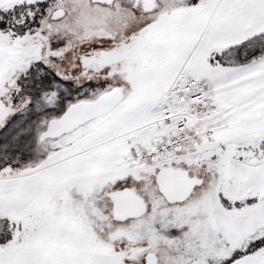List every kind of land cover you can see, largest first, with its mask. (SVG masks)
Masks as SVG:
<instances>
[{
  "label": "snow or ice",
  "instance_id": "snow-or-ice-1",
  "mask_svg": "<svg viewBox=\"0 0 264 264\" xmlns=\"http://www.w3.org/2000/svg\"><path fill=\"white\" fill-rule=\"evenodd\" d=\"M0 264H264V0H0Z\"/></svg>",
  "mask_w": 264,
  "mask_h": 264
}]
</instances>
